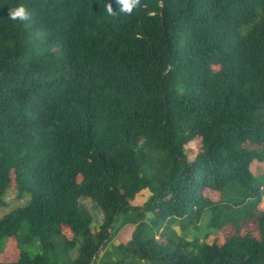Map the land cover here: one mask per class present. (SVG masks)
Returning <instances> with one entry per match:
<instances>
[{
	"label": "trees",
	"instance_id": "1",
	"mask_svg": "<svg viewBox=\"0 0 264 264\" xmlns=\"http://www.w3.org/2000/svg\"><path fill=\"white\" fill-rule=\"evenodd\" d=\"M108 3L0 0V264H264V0Z\"/></svg>",
	"mask_w": 264,
	"mask_h": 264
},
{
	"label": "rangeland",
	"instance_id": "2",
	"mask_svg": "<svg viewBox=\"0 0 264 264\" xmlns=\"http://www.w3.org/2000/svg\"><path fill=\"white\" fill-rule=\"evenodd\" d=\"M199 150H200V143L198 139H194L193 141L186 144L184 147V152L188 160L193 159L194 156L199 152ZM205 194L212 199H215L217 197L216 193H213L210 191L206 192ZM149 196H150V192L148 190H142L140 193H138L135 196L131 204L136 205V206H141L148 199ZM4 202H5V205L0 206V216L3 213H6V211H8L11 207L16 206L17 204H22L24 201H16L14 198V194H10L4 199ZM79 204L85 207L89 211L92 217L91 230L95 231L101 222L100 210L98 209V207H96V205L90 199H87V198H81L79 200ZM260 207L264 208V198H263V201ZM132 229H133L132 227H126V228L121 229L117 234L113 236L110 242V245L107 246L106 250H111L113 246H117L119 243H125L126 241H128L130 238ZM212 241H216L217 243H222L223 237L221 234H218L216 236H209L206 239V242L210 243ZM16 257H17V251L13 247L12 242H10L7 245L5 253L0 255V260L1 261H12Z\"/></svg>",
	"mask_w": 264,
	"mask_h": 264
},
{
	"label": "clouds",
	"instance_id": "3",
	"mask_svg": "<svg viewBox=\"0 0 264 264\" xmlns=\"http://www.w3.org/2000/svg\"><path fill=\"white\" fill-rule=\"evenodd\" d=\"M118 10L114 11L112 4L105 5V10L109 16H115L120 13L124 16H131L139 10H146L148 8L147 0H116ZM8 17L13 21H27L30 19V13L25 6L20 5L9 9Z\"/></svg>",
	"mask_w": 264,
	"mask_h": 264
}]
</instances>
